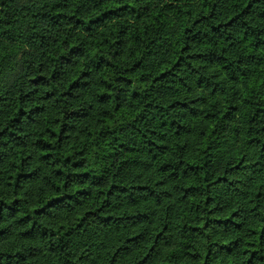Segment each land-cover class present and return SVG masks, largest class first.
<instances>
[{
  "label": "trees",
  "instance_id": "trees-1",
  "mask_svg": "<svg viewBox=\"0 0 264 264\" xmlns=\"http://www.w3.org/2000/svg\"><path fill=\"white\" fill-rule=\"evenodd\" d=\"M0 264H264V0H0Z\"/></svg>",
  "mask_w": 264,
  "mask_h": 264
},
{
  "label": "rangeland",
  "instance_id": "rangeland-1",
  "mask_svg": "<svg viewBox=\"0 0 264 264\" xmlns=\"http://www.w3.org/2000/svg\"><path fill=\"white\" fill-rule=\"evenodd\" d=\"M224 137L227 138L228 140H231V134H226Z\"/></svg>",
  "mask_w": 264,
  "mask_h": 264
}]
</instances>
